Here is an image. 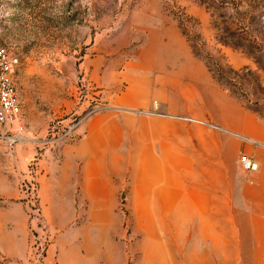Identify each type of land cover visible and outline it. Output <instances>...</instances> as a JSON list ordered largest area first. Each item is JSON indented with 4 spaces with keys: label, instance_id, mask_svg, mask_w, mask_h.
<instances>
[{
    "label": "rangeland",
    "instance_id": "374dc122",
    "mask_svg": "<svg viewBox=\"0 0 264 264\" xmlns=\"http://www.w3.org/2000/svg\"><path fill=\"white\" fill-rule=\"evenodd\" d=\"M0 45L21 102L0 126V264H264L247 233L195 231L172 206L189 169L255 162L229 168L227 137L264 124V0H0ZM99 137L128 168L75 156ZM83 179L97 198L57 197Z\"/></svg>",
    "mask_w": 264,
    "mask_h": 264
},
{
    "label": "crops",
    "instance_id": "0c3cea01",
    "mask_svg": "<svg viewBox=\"0 0 264 264\" xmlns=\"http://www.w3.org/2000/svg\"><path fill=\"white\" fill-rule=\"evenodd\" d=\"M128 71V70H127ZM249 128H243L242 131H236L238 137L244 139L237 142L235 138L227 137L228 141H232L234 146L229 151L227 163L229 168L236 166L234 161L238 152H245L248 156L255 160L257 164L254 170H245L239 158L237 163V174L224 175L223 172L213 175V170L209 167L203 168L201 174L189 169L187 171L190 176V182L194 184L191 187L190 195L187 200L182 197L180 182H173V213L176 221H181V216H185L190 225H194V230L199 232H225L240 233L242 237L237 239L244 242L247 233L248 240L254 241V247L259 249L258 257L264 260V124L254 117H251ZM225 141V140H224ZM114 145V141L103 139H92L85 142L76 149L75 156L79 158L86 155L90 158V162L96 169V174L102 172L103 161L108 159L112 161L121 160L123 166L128 168V152L120 156L114 148H110V152L103 151L105 144ZM72 149H68L70 153ZM128 151V148H127ZM229 160V161H228ZM232 162V163H231ZM235 168V167H234ZM174 178L180 177V172H175ZM95 183V182H92ZM64 183H60L59 194L57 197H65L68 199H92L97 198L100 192V181L98 180L94 187L89 181L77 180L74 184L70 183L69 187L62 188ZM231 185V186H230ZM51 187L47 182L43 186V198L51 199ZM229 190L233 191L230 195ZM95 195V197H94ZM163 197L159 198V207ZM165 199V198H164ZM185 201L182 203V200ZM183 205V212L182 210ZM48 217L51 219V213L48 210ZM176 225V223H174ZM56 225V224H55ZM58 228L59 226L56 225ZM193 229V228H191ZM247 240V239H246ZM242 247L248 246L242 243ZM6 247L0 246V251L5 252ZM22 255V253H20ZM263 262V261H262Z\"/></svg>",
    "mask_w": 264,
    "mask_h": 264
},
{
    "label": "built area",
    "instance_id": "2783aa9c",
    "mask_svg": "<svg viewBox=\"0 0 264 264\" xmlns=\"http://www.w3.org/2000/svg\"><path fill=\"white\" fill-rule=\"evenodd\" d=\"M17 58L10 55L7 48L0 45V126L15 120L21 112V102L13 80ZM23 128L20 126L18 132ZM245 170H254L257 164L247 156L241 158Z\"/></svg>",
    "mask_w": 264,
    "mask_h": 264
},
{
    "label": "trees",
    "instance_id": "16d2710c",
    "mask_svg": "<svg viewBox=\"0 0 264 264\" xmlns=\"http://www.w3.org/2000/svg\"><path fill=\"white\" fill-rule=\"evenodd\" d=\"M202 4H206V5H210L211 4V0H199Z\"/></svg>",
    "mask_w": 264,
    "mask_h": 264
}]
</instances>
